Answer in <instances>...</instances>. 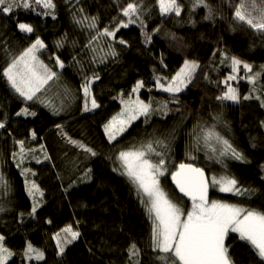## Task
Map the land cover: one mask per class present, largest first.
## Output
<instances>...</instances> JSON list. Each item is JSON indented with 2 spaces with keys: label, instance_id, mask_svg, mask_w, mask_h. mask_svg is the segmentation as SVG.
Returning <instances> with one entry per match:
<instances>
[{
  "label": "trees",
  "instance_id": "trees-1",
  "mask_svg": "<svg viewBox=\"0 0 264 264\" xmlns=\"http://www.w3.org/2000/svg\"><path fill=\"white\" fill-rule=\"evenodd\" d=\"M52 2L54 8H44L28 0V8L0 13V191L9 192L0 204V245L11 252L4 253L5 264H161L152 250V223L145 207L121 175L124 169L115 165L119 151L143 142L152 141L176 167L191 164L207 179H235L236 187L246 192L216 199L264 212V107L256 98L264 97V33L233 19L239 0H206L212 19H205L208 11L202 6L193 8L194 0H177L179 16L161 15L157 0H135L139 19L123 15L133 0ZM19 23L33 31L21 32ZM106 29L114 35H104ZM37 38L44 44L38 59L58 78L40 91L44 98L26 101L2 72ZM233 57L242 61L236 72ZM220 58L231 64L234 78L228 85L239 102L217 99L226 77ZM185 61L198 65L195 82L187 81L179 92L157 87L172 83ZM138 81L143 87L133 92ZM84 84H89L87 98ZM137 100L150 105L147 114H139ZM132 111L136 119L109 142L105 125L113 117L128 119ZM213 126L221 142L227 140L242 159L231 150L212 154L208 142L200 139V128ZM61 132L91 151L76 146L59 150ZM31 147L36 154L25 155ZM33 191L42 199L35 212ZM69 226L80 235L65 243L71 237L62 230ZM133 244L139 255L130 258ZM225 244L232 264H262L235 234L229 233ZM29 245L36 251L29 252ZM37 251L42 259L36 258Z\"/></svg>",
  "mask_w": 264,
  "mask_h": 264
},
{
  "label": "snow or ice",
  "instance_id": "snow-or-ice-1",
  "mask_svg": "<svg viewBox=\"0 0 264 264\" xmlns=\"http://www.w3.org/2000/svg\"><path fill=\"white\" fill-rule=\"evenodd\" d=\"M35 2L44 8L55 7L52 0H35ZM157 3L159 4L161 15L170 12H174L177 16L181 14V8L177 0H157ZM21 6L24 8L30 7L28 0H0V13L7 15L13 11L14 7L18 8ZM199 6L208 11L205 19L214 17L212 6L206 0H194L193 8L195 9V7ZM122 11L124 16H136L139 19V6L135 0L129 3ZM95 19L94 17L92 18L90 27H95ZM233 19L248 25L258 33H264V0H239V3L235 5ZM76 22L82 23L79 20ZM131 22L130 19L129 23ZM122 26L127 27V24ZM18 28L25 33L33 31V28L26 23H19ZM103 34L107 36L114 35L113 32L107 29ZM120 43H124V41H120ZM38 47H44L39 38L18 56H13L2 72L11 89L26 101L33 100L34 97H37V93L45 85H48L49 81L58 78L56 72L50 70L36 57L35 52ZM112 54L115 55V52ZM57 63L60 67H63L59 60H57ZM241 63L242 61L233 57L232 71L236 72L238 70L237 66ZM196 67L198 65L195 62L185 61L184 67L172 78V83L167 87H163L158 83L157 87H161L167 92L181 91V86L191 79V73ZM243 67L246 71H251L250 65L243 64ZM233 78L229 77V79ZM249 80L252 82L254 78L249 77ZM141 87H143V84L138 81L133 88V92H136ZM82 88L87 98L89 95V84L82 85ZM249 98V96L244 97L245 100ZM256 98L260 100L261 107H264V97L258 96ZM217 99L239 102L236 90L231 87L222 96H218ZM136 104L139 114H147L150 107L149 104L139 100L136 101ZM91 105L92 108L98 107L94 99L91 101ZM85 110H89L87 102ZM21 111L27 113V109H22ZM20 114L17 113V115ZM31 114L35 115V113ZM136 115L137 112L132 111L128 119L134 120ZM117 121L118 117H113L110 124ZM118 122L121 125L124 124L123 120ZM262 126H264V122H262ZM2 127L4 125L0 124V128ZM109 128L110 125H105V132L108 135L109 142H111L115 139L116 133L110 132ZM118 131L123 132L124 127L121 126ZM200 132L203 133V139L206 144L213 137L218 142L222 140L214 130V126L211 129L201 127ZM69 142L77 143L71 140ZM222 142L225 145V151L231 150L232 155L236 159H242L241 154L232 148L227 140ZM155 143L160 147L164 146L162 141H156ZM78 146L84 147L83 145ZM85 151H91V149L85 148ZM95 154V152H92V155ZM223 154L222 152L221 155ZM150 155L159 157V160L153 162L149 158ZM118 159L122 161L124 169L121 175H125L135 188L141 204L144 205L152 223V250L157 253L156 259L161 264H232L228 256V249L225 246V238L229 233H238L239 238L250 245L252 251L264 264V212L241 208L237 205L217 200L210 202V185L205 179L204 172L191 164L181 163L177 171L171 173V179L179 192L191 201V208L185 213V210L179 204L173 202L162 187L160 177L164 176L166 172L164 154L156 150L152 141L138 149L121 151ZM236 184L235 179L227 177H221L219 180L213 179L212 181V185H219V191L221 192H232L234 195L242 194ZM33 188H36L35 184H33ZM35 210L34 206L33 212ZM62 231L68 233L71 237L70 240L65 239V243H71L80 235L78 231H73L71 226L66 227ZM0 240H3V237H0ZM58 247L60 252H63V247L60 245ZM28 251L36 250L29 245ZM4 253H7V256H11V252L0 245V264H5L6 262L7 257ZM135 255H139V252L133 244L129 250V256L131 258ZM36 258L42 259L43 254L37 251Z\"/></svg>",
  "mask_w": 264,
  "mask_h": 264
},
{
  "label": "rangeland",
  "instance_id": "rangeland-1",
  "mask_svg": "<svg viewBox=\"0 0 264 264\" xmlns=\"http://www.w3.org/2000/svg\"><path fill=\"white\" fill-rule=\"evenodd\" d=\"M35 43V42H34ZM40 49L41 48H39L38 47V49L36 50V52H35V55H36V57L38 58V52L40 51ZM221 60L218 62V66L220 67L221 65H223L224 64V62L226 61L225 59L226 58H220ZM39 60V59H38ZM40 61V60H39ZM41 62V61H40ZM224 65H226V68L224 69L225 71H226V77L224 78V80L222 81V83L220 84L221 86H220V90H221V95H223L224 93H226L227 91H228V88L229 87H231V86H229L228 84L229 83H231L233 80L232 79H229V77H233V75H231L230 73H231V64H224ZM196 70L195 71H193L192 73H191V79L190 80H188L189 82H195L196 80H197V78H196ZM256 74L255 73H253V76H255ZM52 81L53 80H51V81H49V83H52ZM48 83V84H49ZM47 85H45V87H46ZM44 87V88H45ZM57 92H61V89H58L57 90ZM37 95H39L38 96V98H44V96H43V94L41 93V92H39V93H37ZM35 98V97H34ZM228 101H230V102H232L231 100H228ZM113 120V119H112ZM112 120H111V122H112ZM120 120H123L124 122H126L128 119H127V116H125V118H120ZM127 122H129L128 124H126L125 126H124V128H126L129 124H131V122H130V120L129 121H127ZM120 123L117 121V122H115V123H112V124H110L109 123V125H110V128H109V131L110 132H115L116 133V137L118 136V135H120L122 132H119L118 131V129L119 128H117V126L118 127H120V126H122L121 124L119 125ZM125 130V129H124ZM201 133V132H200ZM200 133H198V134H200ZM60 136H61V143L59 144L60 146H59V150H63V151H68V148L69 147H71V146H76V148L77 149H81V150H85V146L82 144V143H80V142H77L76 144H73V143H70L69 141L71 140V141H75V140H73L66 132H61L60 133ZM200 139H203V134L200 136ZM144 144H146L145 142H143V143H140L139 145H135V146H131V147H129V148H127V149H125V150H122V151H129V150H134V149H138V148H141V146L142 145H144ZM78 145H83L84 147H80V146H78ZM208 145L210 146L209 147V149H210V151H213V149H215V151H214V153H212L213 155L215 154V153H225L226 151H225V145L223 144V142H218L216 139H215V137H213L212 139H210L209 141H208ZM26 151V150H25ZM31 151H32V154H30L31 153ZM37 151V150H36ZM43 151V150H42ZM34 148L33 147H31L30 148V150L29 151H27V152H25L24 154L25 155H35L34 153ZM121 151H119L118 153H117V158L119 157V153H120ZM37 153H39L38 151H37ZM150 158V157H149ZM151 160L153 161V162H156V161H154L152 158H151ZM115 165H116V168L119 170V169H123V167H122V161H120L119 159H118V162L117 163H115ZM165 167H166V172H165V175L164 176H162V177H160V180H161V184H162V187L164 188V190L168 193V195H169V197L173 200V202H175V203H177V204H179L184 210H185V213H186V211L188 210V209H190L191 208V201L188 199V198H185V197H183V196H181L180 195V193L177 191V189L174 187V185L170 188V186H169V183L171 182L170 180H171V173L172 172H175L176 171V166H175V164H174V162L172 161V159H167V160H165ZM125 176V175H124ZM213 179H216V180H219V178H217V177H215V176H210L209 177V179H208V181H209V201L211 202L212 200H217V201H220V202H223V203H227V202H224V201H222V200H218V199H216V197H217V195H231V194H233L232 192H221V191H219V185H212V181H213ZM0 185H1V181H0ZM2 188H4V186L2 187ZM243 193H245L246 191L245 190H241ZM30 195H31V203H32V205H34V206H36L35 207V209L39 206V208H40V206L42 205V199L37 195V191H33V192H30ZM9 192H7V191H0V204H1V202L2 201H4V200H7L9 197ZM213 198V199H212ZM228 204H230V203H228ZM242 208V207H241ZM232 234H235L238 238H239V235H238V233H232ZM240 239V238H239ZM241 240V239H240ZM242 242H243V240H242ZM244 242H246V241H244ZM0 243H1V240H0ZM225 243H226V238H225ZM247 243V242H246ZM248 244V243H247ZM249 245V244H248ZM225 246H226V244H225ZM250 246V245H249Z\"/></svg>",
  "mask_w": 264,
  "mask_h": 264
},
{
  "label": "water",
  "instance_id": "water-1",
  "mask_svg": "<svg viewBox=\"0 0 264 264\" xmlns=\"http://www.w3.org/2000/svg\"><path fill=\"white\" fill-rule=\"evenodd\" d=\"M179 167V166H178ZM178 167L176 168V171H177V169H178ZM194 167V166H193ZM205 175V174H204ZM205 179L208 181V179H207V177H206V175H205ZM209 182V181H208ZM171 183H172V186L174 185V187L176 188V186H175V184L173 183V181H172V179H171ZM177 189V188H176ZM177 191L179 192V190L177 189ZM180 193V192H179ZM180 195L181 196H183V194L182 193H180ZM183 197H185V196H183ZM185 198H188V197H185ZM189 199V198H188Z\"/></svg>",
  "mask_w": 264,
  "mask_h": 264
},
{
  "label": "clouds",
  "instance_id": "clouds-1",
  "mask_svg": "<svg viewBox=\"0 0 264 264\" xmlns=\"http://www.w3.org/2000/svg\"><path fill=\"white\" fill-rule=\"evenodd\" d=\"M172 184V183H171Z\"/></svg>",
  "mask_w": 264,
  "mask_h": 264
}]
</instances>
